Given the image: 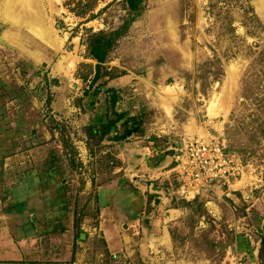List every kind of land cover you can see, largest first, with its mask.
Wrapping results in <instances>:
<instances>
[{"label": "rangeland", "instance_id": "374dc122", "mask_svg": "<svg viewBox=\"0 0 264 264\" xmlns=\"http://www.w3.org/2000/svg\"><path fill=\"white\" fill-rule=\"evenodd\" d=\"M64 2L43 0L55 48L0 16V264H264V0H142L94 82L84 29L126 8ZM109 86L123 139L100 130ZM208 137L242 169L182 197L173 148ZM99 187L120 190L102 215Z\"/></svg>", "mask_w": 264, "mask_h": 264}, {"label": "built area", "instance_id": "2783aa9c", "mask_svg": "<svg viewBox=\"0 0 264 264\" xmlns=\"http://www.w3.org/2000/svg\"><path fill=\"white\" fill-rule=\"evenodd\" d=\"M173 169L179 186L176 191L182 197H193L200 186L212 182L228 185L236 180L242 169L238 158L229 159L223 152L221 142L216 138L185 139L174 147Z\"/></svg>", "mask_w": 264, "mask_h": 264}, {"label": "trees", "instance_id": "16d2710c", "mask_svg": "<svg viewBox=\"0 0 264 264\" xmlns=\"http://www.w3.org/2000/svg\"><path fill=\"white\" fill-rule=\"evenodd\" d=\"M99 1L102 0H65L63 4L67 6L72 5V7H69V9L73 11L75 15L81 16L86 12L92 13V10L97 6ZM122 1L124 3V7L126 8L125 15L122 17V22L119 23L115 28L109 29L107 31H93L89 28L84 29L85 37H83V43L85 44L87 56L95 60L94 73L90 82H94L98 77L108 74V72H104V69H101L103 68L101 66L106 60L107 53L112 47H114L116 39L123 35L128 24L132 21L133 15L137 14L140 10L139 6L142 0ZM107 4L100 7L98 11L104 9ZM94 17L95 14H91L89 17H87V19L90 20ZM106 90H111V94L108 96V99L110 100V107L112 109L117 98V93L111 86L107 87ZM112 112L114 113V117H108L104 123L102 122L100 124V130L103 134H110L111 139L117 140L123 139L133 132L139 131L138 123L133 121L132 123H129V119H131V117H128L124 111L117 112L112 109ZM117 124L122 126V130L119 133H115ZM94 130L95 129L92 131ZM260 243H264V237L260 239Z\"/></svg>", "mask_w": 264, "mask_h": 264}, {"label": "bare ground", "instance_id": "6f19581e", "mask_svg": "<svg viewBox=\"0 0 264 264\" xmlns=\"http://www.w3.org/2000/svg\"><path fill=\"white\" fill-rule=\"evenodd\" d=\"M45 15L43 0H0L1 18L12 26L27 27L38 39L51 47H59L58 40L55 39L51 24L46 22ZM14 43L17 41L15 40Z\"/></svg>", "mask_w": 264, "mask_h": 264}, {"label": "crops", "instance_id": "0c3cea01", "mask_svg": "<svg viewBox=\"0 0 264 264\" xmlns=\"http://www.w3.org/2000/svg\"><path fill=\"white\" fill-rule=\"evenodd\" d=\"M146 158H144L143 160H145ZM167 162H169V159L168 160H166V161H164V164L165 163H167ZM151 166H153V165H151ZM151 168H153V167H151ZM103 187H99L96 191H97V194H98V197H99V205H100V214L102 215V212H110V209L108 208V207H110L111 206V210H113V208L115 207L116 208V206L114 205V203H115V201L114 202H111L110 201V199L109 198H114V199H116V197L118 196V191H120L119 189H114V191L112 190V188H111V190H109V189H107L108 187H105L104 189H102ZM150 190L152 189L153 190V194L152 193H150V194H152V195H149V197H152V198H159L160 197V194H162V192H161V189H153V188H149ZM102 192V196L100 197L99 196V194ZM109 193V195H107L106 196V193ZM132 192H133V194H134V191H132V189H131V191L127 194V195H125V194H123L122 193V206H120V207H117V210L119 211V212H128L129 210L131 211V204H130V200H132V198H133V195H132ZM110 193H112V195H113V193L114 194H116V195H113V196H111V194ZM104 195H105V197H104ZM162 196L164 197V196H166V195H164V194H162ZM168 196H166V197H164V198H167ZM165 200V199H164ZM132 214V213H131ZM137 214V212H135V215ZM138 215V214H137ZM134 216V215H133ZM134 219H137V220H139V218H138V216H136V218H134ZM138 222V221H137ZM249 240V241H248ZM238 239V241H239V243L241 244V245H243V247H248V246H250V239ZM248 250H250L249 248H248ZM254 251V250H253ZM253 251H251L252 252V256L254 255V253H253ZM256 252V251H255Z\"/></svg>", "mask_w": 264, "mask_h": 264}, {"label": "water", "instance_id": "95a60500", "mask_svg": "<svg viewBox=\"0 0 264 264\" xmlns=\"http://www.w3.org/2000/svg\"><path fill=\"white\" fill-rule=\"evenodd\" d=\"M79 236L82 237V233H80Z\"/></svg>", "mask_w": 264, "mask_h": 264}]
</instances>
